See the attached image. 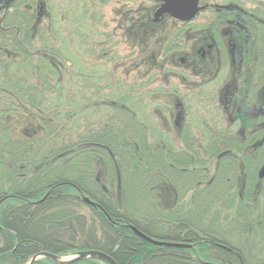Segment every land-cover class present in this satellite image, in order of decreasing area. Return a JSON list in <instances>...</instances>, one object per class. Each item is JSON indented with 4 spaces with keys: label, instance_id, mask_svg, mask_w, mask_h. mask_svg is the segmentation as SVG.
Returning <instances> with one entry per match:
<instances>
[{
    "label": "rangeland",
    "instance_id": "obj_1",
    "mask_svg": "<svg viewBox=\"0 0 264 264\" xmlns=\"http://www.w3.org/2000/svg\"><path fill=\"white\" fill-rule=\"evenodd\" d=\"M7 1L0 0L1 12ZM201 1L207 8L199 18H205L208 13L213 11L216 0ZM44 2L46 3V16L40 25L35 24L38 14L37 0H28L24 5L31 7L30 14L34 17L31 19L32 21L29 20L30 14L22 4L17 6L15 14L13 13L14 15L10 16L9 20L11 28L12 26H25L26 30L29 28L28 38L32 35L36 38L31 52L43 51L47 54L48 59H55V61L53 60L55 64L52 62L53 68L49 65L42 66V75L49 76L50 82L54 86V90L47 93L49 101L44 104L43 113H38L39 111L27 105H21V108L13 112L12 126L16 137L26 138L30 133L36 132L38 126H41L37 122L34 124L38 125L33 127L25 125L24 122L30 120L28 117L31 118L33 115L50 119L55 126L59 127L57 134L60 135L61 142L63 139L74 141L75 152L81 146L88 147V145H84L86 144L84 142H76L80 132L101 130L102 127L113 130L114 128L119 129L121 126L127 136L133 141H137V134L126 131L129 124H131L132 130H135L136 122L132 117L138 122L143 121L140 124L151 126L153 121L151 114L154 108L152 104L153 92L166 90L169 83L180 90L177 82L171 78L187 74V72L176 68L174 64H170L173 57L170 56L171 53H162V48L135 47L138 38H140L135 35L138 34L139 19L143 18L142 22H145V18H151L158 1L44 0ZM0 17H2V13ZM31 28L33 30L30 32ZM155 28L165 29V26H155ZM19 70L21 76L25 75L24 80H32L28 64L21 66ZM52 104L58 105L55 106L58 109H49ZM121 109L128 110L127 114H122L124 117L120 115ZM191 119H200L198 108L191 107L189 120ZM30 122H33L32 119ZM146 131H148L146 134L150 147L151 129ZM124 138L126 139V137ZM139 145L146 148V143ZM263 156L264 152L261 154V158ZM75 160L74 174L67 176L77 178L81 175L84 177L83 169H80L81 160L79 158ZM90 161L92 162V160ZM93 163L91 178L94 181L100 180L102 186L111 187L116 195L118 192H116L118 182L115 180L117 176L115 175L111 179L110 175H107V170H103V173L99 174L101 168L99 162ZM151 163L153 162L151 161ZM206 166L214 174V165L207 163ZM256 167V164H249L251 178L255 177ZM146 168L147 166H141L140 170L132 177L124 174L122 179L125 195L122 200L123 210L119 207L121 213L125 211L138 212V215L149 222V227L155 231V236H151V238L160 242L177 243L182 236H185L188 233L186 225L179 221L184 220L196 226L194 228L203 229L204 232L210 233L218 240H223L226 244L215 242L219 246L217 247L206 243L207 247L201 248L203 244L198 241V236H196L194 239L197 240L195 241L201 245H194L195 250L184 249L188 251V256L190 254V262H183L173 256L167 258L157 255L146 259L143 264H256L264 261V195L252 198V202L249 199L251 197L246 196L250 200V202L247 201L246 206L239 205L240 201L233 205L234 196L231 195V187L219 184L215 191L195 190L194 196H190L188 204L182 205L179 213H177L179 210L168 212L159 205H157L158 208L152 205V200L155 198L150 196V191L155 193L154 186L144 183V187L149 189L143 190L142 183L144 181L147 179L154 181L152 176L144 174ZM226 172L228 170L225 169L224 174ZM110 183L113 185L110 186ZM80 196L83 203L75 202L72 210L75 216L81 217L82 221L80 220L81 223L75 222L74 218L73 235H76L77 239H87L93 233V236L88 239H93L94 234L102 238L103 231L93 217L89 208L91 206L83 201L82 196L84 195ZM84 198L88 197L84 196ZM185 201L186 199L180 200L181 203ZM156 209L159 212L153 211ZM194 234L195 232H193ZM91 244L94 246L92 242ZM163 249L168 250V248ZM201 249H205V251ZM227 250L230 252H226ZM233 252L241 254L243 262L228 254ZM74 256L73 253L69 256L58 257L63 261H69Z\"/></svg>",
    "mask_w": 264,
    "mask_h": 264
},
{
    "label": "trees",
    "instance_id": "obj_2",
    "mask_svg": "<svg viewBox=\"0 0 264 264\" xmlns=\"http://www.w3.org/2000/svg\"><path fill=\"white\" fill-rule=\"evenodd\" d=\"M16 9L17 6L14 10ZM10 12L12 7L0 11V14L2 13L0 17V202L3 201L0 204V264H27L30 258L42 252L62 257L86 250L106 253L118 264H143L146 259L157 255L167 258L173 256L183 262H190L186 255L187 250L161 249L145 242L124 227L131 225L147 236H155V231L149 227L150 223L141 218L138 212L134 213L133 210V212L125 210L124 213L120 212V208L122 210L124 208L122 203L125 195L122 179L124 174L132 177L141 166H147L144 174L152 176L154 181L148 179L144 181L143 190L149 189L144 187V183L154 186L155 193L150 191V196L155 198L152 200V205L157 208L159 205L168 212L177 211V207L188 203L190 196L182 191L183 184L189 183L193 186L196 183L194 178L174 181L169 174L179 170L171 169L161 160L156 162L152 159V149L147 139H141L138 135L140 133L136 132V126L140 123L135 118L132 117L136 122L135 130L133 131L129 124L126 131L137 134V141L127 136L121 126L113 130L102 127L101 130L80 132L76 142H84L88 147L81 146L76 152L74 141L63 139L61 142L60 135L57 134L59 127L42 116L31 115L28 119H32L33 122L30 120L24 122L25 125L32 127L40 124L36 132L30 133L26 138L16 137L12 126L13 112L21 108V105H27L39 111L38 113H43L44 104L49 101L47 93L53 91L54 86L49 76L45 74L46 78L42 75V66L52 67L55 59L54 61L48 59L43 51L31 52L36 38L33 35L28 38L25 26L11 28L9 20L12 13ZM31 19L34 17L30 14L29 20L32 21ZM41 22L42 20L35 24L40 25ZM32 30L33 28L30 32ZM25 64H28L31 81L24 80L25 75L21 76L19 68ZM55 106L58 105L52 104L49 109H58ZM121 110V116L128 113L126 109ZM144 143L146 148L140 147L139 144ZM75 157L81 160L80 169H83L84 177L67 176L74 174ZM93 162H99L101 166L99 174L107 170V175H110L111 179L117 176L116 195L111 187L102 186L100 180L94 181L91 178ZM201 183V186H196L195 190L205 189L210 192L216 189L215 185L206 186L204 182ZM111 185L113 183H110ZM80 195L88 197L102 209L88 206L93 217L100 224L103 231L102 238L94 234L93 239H88L93 233L87 239H77L76 235H73L74 218L75 222L82 221L81 217L75 216L72 210L75 202H82ZM46 196L47 198L42 201ZM185 199V202H180ZM235 199L233 197V201ZM169 204L176 205L175 209L167 208ZM153 211L159 212L158 209ZM179 221L186 225L190 237L193 232L202 234L200 236L206 240L203 239L205 242L201 243L203 244L201 248L207 247V241L226 244L223 240H218L210 233L204 232L203 229L194 228L196 226L189 222ZM201 250L205 251V249ZM172 251L175 253H171ZM101 263L97 260H84L78 264ZM35 264H53V262L44 258ZM256 264H264V261Z\"/></svg>",
    "mask_w": 264,
    "mask_h": 264
},
{
    "label": "flooded vegetation",
    "instance_id": "obj_3",
    "mask_svg": "<svg viewBox=\"0 0 264 264\" xmlns=\"http://www.w3.org/2000/svg\"><path fill=\"white\" fill-rule=\"evenodd\" d=\"M37 1V21H41L46 3ZM157 1L151 18L145 22L139 19L135 35L140 38L135 47L162 48V53H171L170 64L187 74L171 78L180 90L169 83L166 90L153 92L152 124H138L136 132L145 140L146 130L151 129L152 158L179 170L169 174L174 181L196 180L193 186L183 184L185 195L192 196L201 182L216 188L229 185L236 198L232 204L240 201L239 205L246 206L252 198L264 195V1L216 0L213 11L199 18L207 8L199 0L202 10L192 21L165 15L156 22L155 14L162 6ZM27 2L8 0L5 5L12 7L14 15L15 6ZM24 7L31 11L29 5ZM191 107L198 108L200 119L189 120ZM207 163L214 165V174ZM250 163L257 165L254 178L249 173ZM225 169L228 172L224 174ZM191 236L188 231L178 242L191 244L190 250L199 245L196 236L200 243L205 242L196 232ZM228 254L243 262L238 252ZM186 255L190 259V254Z\"/></svg>",
    "mask_w": 264,
    "mask_h": 264
},
{
    "label": "water",
    "instance_id": "obj_4",
    "mask_svg": "<svg viewBox=\"0 0 264 264\" xmlns=\"http://www.w3.org/2000/svg\"><path fill=\"white\" fill-rule=\"evenodd\" d=\"M163 5L155 14V21H159L163 16L168 15L173 19L182 21V22H190L192 21L198 13L202 10L199 7V0H160ZM46 198H44L45 200ZM83 201L92 207H95L96 204L93 203L90 199L84 198ZM3 202V201H2ZM0 202V204L2 203ZM128 229L132 230L138 237L146 241L147 243L163 248H171V249H190L191 246L178 244V243H164L157 240H154L147 235L140 232L134 226H126ZM42 258H47L52 260L55 264H75L84 260H97L104 264H118L111 256L106 253L89 250L82 251L77 253L72 260L63 261L62 258L52 255L50 253L42 252L30 260L29 264H35L38 260Z\"/></svg>",
    "mask_w": 264,
    "mask_h": 264
}]
</instances>
